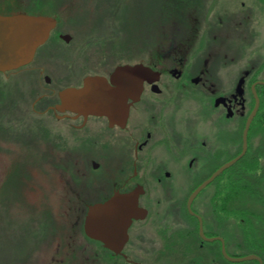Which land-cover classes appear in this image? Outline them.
Returning a JSON list of instances; mask_svg holds the SVG:
<instances>
[{"label":"rangeland","instance_id":"rangeland-1","mask_svg":"<svg viewBox=\"0 0 264 264\" xmlns=\"http://www.w3.org/2000/svg\"><path fill=\"white\" fill-rule=\"evenodd\" d=\"M19 11L50 15L58 23L31 64L0 73V264H260L224 258L221 242H204L185 206L199 183L242 151L245 118H228L220 107V157L212 159V173L202 157L192 168V155L159 158L163 164L141 158L152 213L132 229V263L104 250L83 229L89 192L104 178L94 162L110 168L111 181L124 163L113 141L120 130L106 126L102 142L76 143L80 132L72 120L46 109L58 100V90L51 89L140 62L162 70L163 90L213 86L229 96L247 76L253 107L252 85L264 80V0H0V12ZM174 69L183 72L181 78ZM197 77L198 83L192 81ZM258 92L247 152L199 193L193 208L204 217L208 235L225 238L231 255L255 253L264 260V85ZM45 94L46 112H37L34 102ZM198 99L191 97L184 108L192 134L206 125L198 112L208 99Z\"/></svg>","mask_w":264,"mask_h":264},{"label":"flooded vegetation","instance_id":"flooded-vegetation-1","mask_svg":"<svg viewBox=\"0 0 264 264\" xmlns=\"http://www.w3.org/2000/svg\"><path fill=\"white\" fill-rule=\"evenodd\" d=\"M19 12H25V11H19ZM8 14H13V13H7L6 15ZM57 23H58V18H57ZM55 28L51 31L48 40L44 44H46L50 40ZM40 47L37 49L36 54L40 49ZM32 62H30L29 64H31ZM29 64L23 65L14 70H8L5 72L0 71V73L14 72L26 68ZM117 66L118 65H116L110 72L94 73L90 75H104L110 78L111 73L114 71V69ZM149 66L153 67L156 70H159L161 72V77L156 82L157 86H155L154 83H150L147 80L145 81V85H144L145 87L141 94L140 100L130 105L129 116L125 126H119L117 123L111 126L110 120L106 116L91 114L87 118H85L82 114H78L76 112L58 111V119L60 117L61 120L62 119L72 120L71 126L74 127L76 131L80 132V133H76V137H75L76 143H79L80 139H83V142H86L87 139L89 138H93V143L96 144L99 143V140H101L102 142L104 140L103 137H105V135H103V133H105L103 128H105L106 126L109 127L110 129L120 130L118 131L117 136L115 137L113 136V141H116L117 144L120 145L119 153L122 152L124 154V163L120 165L119 172L115 173V175L112 178L114 180L111 181L109 177L110 168L107 169L105 168V166H102V164L100 165L99 162H94V168L101 169L103 171L104 178L102 184H99L98 187L93 186L91 192H89L90 201L87 204V211L83 222V229L85 236L93 241L99 242L104 250L109 251L110 253L116 256H120L132 263H137L136 261L132 260L129 255L136 253V251L131 249V247L129 246L130 241L132 239V229L135 227L137 223L146 220L148 216H150V214L152 213V208H151L152 205L149 203L150 200L148 199V197H146L148 192V187L145 180L142 177L143 175L142 168L140 169V166H142L139 164L140 161L142 160L141 158H144L145 156H147L149 160L151 158H155L154 159L155 163L163 164L162 161H160V159L165 161L166 158H170L171 156H174V154L183 155V156L192 155V158L191 160H189L188 163V167L192 168L197 158L202 157L207 159V161L209 160L208 165L210 166H208V168L210 169L207 170L206 172L212 173L214 171V168L217 167V163H214L212 159L220 157V140H217V138H220V107L221 106L226 107L228 112L227 113L228 118H234L236 115H239V119L243 120L245 118V123H246L249 114L254 108L255 100H256L255 95H253L254 93H252L254 104L253 107H251V104L249 103L248 98L246 97L247 92H246L245 84H246L247 76H245V82L243 85L244 92L241 95L239 93L235 94L233 92H231L230 93L231 95L229 96L221 95L220 93H218V90H216V88L213 86L207 88L206 90H190V88L188 87H182L180 89L178 88L174 90H163L159 85L163 75L162 70L155 65L153 66L149 65ZM176 71L178 72L176 73ZM245 73H247L248 75L250 72H245ZM173 74L175 77L181 78L183 72L174 69ZM200 79L201 77H197V78H193L192 81L196 80L195 82L198 83ZM83 82L84 79L82 83L80 82L70 86L81 88L83 86ZM63 89H51V90H55L54 91L55 93L56 90H58V100L54 104L49 105L48 106L49 108H47L46 110H50L52 106H55L57 103L60 102L59 92ZM256 90L258 92L259 85L256 86ZM252 91H253V87L251 92ZM46 94L39 96V98H37V100L34 102L33 106L37 112L45 111V108L43 107V103L41 105V100H43L46 97ZM191 97H193L194 100H197L198 98L200 99V97L201 99L202 98L208 99L207 101L208 103L205 104L207 111L203 109L202 112L201 111L198 112L200 114L198 115L199 117L202 118L204 117V121L206 122V125L203 124V127L195 128L193 130V134L190 131V124L188 121V117L190 116L189 114L186 113L184 109ZM220 97H226L227 99L226 102L225 103L224 102L220 103V101L218 102V100H220ZM131 101L132 100H130V102ZM247 102L249 105H247ZM248 107H250L251 109L248 110ZM52 111H54V109ZM229 112L232 113L231 116L228 115ZM239 128L240 125L236 127V130L239 131ZM193 138H194V142L191 141ZM213 138H215V140L213 141L214 144L211 143ZM196 139L199 141H197ZM205 166L206 165H204L203 168ZM159 172H161V170ZM170 173H171L170 171H166L165 175L167 177H170ZM150 175L151 172H148V176ZM157 181L158 183H161L162 181L161 177L157 178ZM201 183H199L195 187V189ZM210 184H208L207 186H209ZM117 193H119L122 196L133 194L134 197L137 199V203L139 207L146 209V215L144 217H136L133 215L131 216L132 219L130 220L129 226L127 228L128 239L124 244L120 253H116L113 249L105 246V244L101 240L88 235L85 230L86 216L88 213L89 206L94 205L96 203H103L109 200L110 198H112L113 196H115V194ZM194 202L195 200L193 201V204ZM127 203L128 205L131 204L130 202ZM193 204H192V208L194 207ZM173 205L180 206V202H174ZM185 206L187 212L198 221V230H197L198 232L197 231L196 232L200 236V238H202V240L207 243L220 242L219 239L213 241L206 240L200 235V221L195 214H192L190 212L188 207V200ZM193 210L195 211L196 214H199L198 211H196L194 208ZM202 218H203L205 234L209 237L220 236V235H216V236L208 235L204 217L202 216ZM221 248H222V244H221Z\"/></svg>","mask_w":264,"mask_h":264},{"label":"water","instance_id":"water-1","mask_svg":"<svg viewBox=\"0 0 264 264\" xmlns=\"http://www.w3.org/2000/svg\"><path fill=\"white\" fill-rule=\"evenodd\" d=\"M57 25V18L45 14H31L17 12L13 14L0 13V71L17 69L33 61L37 49L44 44L51 31ZM161 72L153 67L140 63H125L118 65L111 73L110 78L104 75H88L84 78L83 86L77 88L68 86L59 92L60 102L52 106L56 115L58 111H71L82 114L85 118L89 115L106 116L110 125L125 126L129 116L130 105L140 100L144 90L145 81L154 83L160 79ZM245 78L239 81L237 92H244ZM257 85H264V80L253 83L255 106L249 114L243 130L242 151L231 160L225 162L208 179L203 181L189 196L188 207L200 221V235L206 240L219 239L222 244L223 256L231 262H244L257 260L264 264L263 258L255 253L234 256L226 246L222 236L209 237L205 234L203 218L192 209V204L198 194L217 176L239 161L248 150L249 130L253 119L260 108V96L256 90ZM130 100H132L130 102ZM226 97H220V103L226 102ZM229 112L228 115L231 116ZM131 204L128 205L127 202ZM144 217L146 209L139 207L133 194H115L103 203L90 205L86 216L85 230L88 235L101 240L105 246L120 253L128 239L127 228L131 216Z\"/></svg>","mask_w":264,"mask_h":264},{"label":"trees","instance_id":"trees-1","mask_svg":"<svg viewBox=\"0 0 264 264\" xmlns=\"http://www.w3.org/2000/svg\"><path fill=\"white\" fill-rule=\"evenodd\" d=\"M239 195H240V193H239ZM236 198H237V197H236ZM235 200H236L235 198L232 199L233 202H235ZM246 201H247V200H244V203H246ZM231 206L234 207L235 210L238 208V206H236L235 203H232ZM240 210H241V207H240ZM263 234H264V232H263ZM222 255H223V254H222ZM224 258H225V257H224ZM244 262H246V261H244ZM234 263H242V262H234Z\"/></svg>","mask_w":264,"mask_h":264},{"label":"bare ground","instance_id":"bare-ground-1","mask_svg":"<svg viewBox=\"0 0 264 264\" xmlns=\"http://www.w3.org/2000/svg\"><path fill=\"white\" fill-rule=\"evenodd\" d=\"M204 189H205V188H204ZM202 190H203V189H202ZM202 190H201V191H202ZM198 195H199V194H198ZM192 209H193V208H192ZM193 211H194V210H193ZM194 212H195V211H194ZM222 237H223V236H222Z\"/></svg>","mask_w":264,"mask_h":264}]
</instances>
